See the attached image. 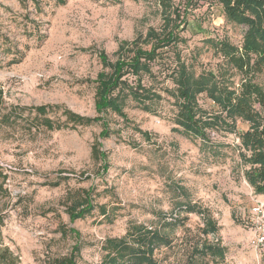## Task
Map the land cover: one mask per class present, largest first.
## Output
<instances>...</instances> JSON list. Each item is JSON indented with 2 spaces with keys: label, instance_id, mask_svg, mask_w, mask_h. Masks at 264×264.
Here are the masks:
<instances>
[{
  "label": "rangeland",
  "instance_id": "obj_1",
  "mask_svg": "<svg viewBox=\"0 0 264 264\" xmlns=\"http://www.w3.org/2000/svg\"><path fill=\"white\" fill-rule=\"evenodd\" d=\"M160 10L156 0H39L37 11L30 1L25 8L0 0L1 112L14 118L0 122V250L7 248L14 264H46V256L66 254L76 242L78 264H99L106 238L138 227L159 236L155 264H264V247L251 242V209L264 195L243 177L234 132L207 128L206 141L184 134L173 124V99L164 95L153 114L128 102V124L109 113L108 138L99 136L98 124L46 130L23 110L58 105L93 117L100 57L115 62L122 43L159 31ZM244 30L226 21L217 0H191L177 50L195 74L214 70L218 58L209 40L239 44ZM257 82L264 86V75ZM198 104L217 114L204 95ZM235 125L248 129L239 119ZM95 142L107 156L104 174L90 157ZM83 190L105 206L106 217L96 208L69 221L66 209ZM70 228L79 236L61 234ZM201 246L217 247L223 257ZM0 264L10 263L0 258Z\"/></svg>",
  "mask_w": 264,
  "mask_h": 264
},
{
  "label": "trees",
  "instance_id": "obj_2",
  "mask_svg": "<svg viewBox=\"0 0 264 264\" xmlns=\"http://www.w3.org/2000/svg\"><path fill=\"white\" fill-rule=\"evenodd\" d=\"M28 1L35 11L39 9V0H19V3L26 8ZM52 1L60 5L66 2ZM190 1L179 0L175 4V0H156L163 16L160 30L148 31L141 41L122 43L116 52L115 62H109L105 56L100 57L102 68L94 81L93 117L78 115L58 105L23 110L33 113L38 127L46 130L98 124L101 126L99 136L108 138L112 133L105 119L109 113L128 124L124 111L128 102L153 114L157 112L162 96H171L173 124L184 134L205 141L207 128L236 134L239 140L236 148L244 167L243 177L254 194L264 195V86L257 82L264 75V0H217L226 21L242 25L245 30L239 44L227 39L209 40L218 61L214 70H203L199 74L181 60L177 50L178 43L183 40L180 33L185 29ZM203 95L217 107V114H208L199 106L198 97ZM3 103L4 92L0 86V122L10 124L14 118L1 112ZM58 112V117L50 116ZM238 119L248 123L246 131H236ZM134 129L148 139L147 132ZM90 157L95 163H100V171L104 174L108 168L107 156L100 150L99 143L91 146ZM81 193L82 199L66 209L70 222L85 218L96 208L103 217L108 215L104 205L93 203L90 190ZM148 231L145 227L129 228L122 237L106 238L101 245L99 264H155L151 253L153 241L159 236L152 232L148 237ZM67 233L79 236L73 228L61 230L62 235ZM200 252L212 258L223 257L222 251L213 246H201ZM79 255L80 243L76 242L66 254L46 256V264H78ZM0 258L10 264L15 263L7 248L0 250Z\"/></svg>",
  "mask_w": 264,
  "mask_h": 264
},
{
  "label": "built area",
  "instance_id": "obj_3",
  "mask_svg": "<svg viewBox=\"0 0 264 264\" xmlns=\"http://www.w3.org/2000/svg\"><path fill=\"white\" fill-rule=\"evenodd\" d=\"M173 217L177 219V215ZM251 217L254 233L251 239L252 245L255 247H264V203L256 202L251 209ZM215 242H217V239H215Z\"/></svg>",
  "mask_w": 264,
  "mask_h": 264
},
{
  "label": "crops",
  "instance_id": "obj_4",
  "mask_svg": "<svg viewBox=\"0 0 264 264\" xmlns=\"http://www.w3.org/2000/svg\"><path fill=\"white\" fill-rule=\"evenodd\" d=\"M261 197H263V195Z\"/></svg>",
  "mask_w": 264,
  "mask_h": 264
}]
</instances>
